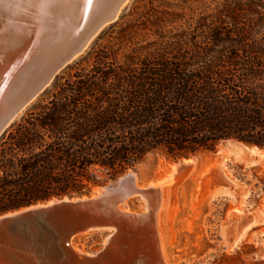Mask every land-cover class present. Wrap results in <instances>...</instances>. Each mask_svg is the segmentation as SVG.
I'll return each mask as SVG.
<instances>
[{"label":"trees","instance_id":"16d2710c","mask_svg":"<svg viewBox=\"0 0 264 264\" xmlns=\"http://www.w3.org/2000/svg\"><path fill=\"white\" fill-rule=\"evenodd\" d=\"M0 136V215L147 156L264 147V0H133Z\"/></svg>","mask_w":264,"mask_h":264},{"label":"water","instance_id":"95a60500","mask_svg":"<svg viewBox=\"0 0 264 264\" xmlns=\"http://www.w3.org/2000/svg\"><path fill=\"white\" fill-rule=\"evenodd\" d=\"M130 1L83 0L77 25L68 33L47 35L45 31L46 35L23 36L20 45L25 47L24 52L18 63L4 73L7 54L0 55V136L107 26L119 20ZM52 4L54 7L43 20L44 29L63 30L60 23L70 26L75 15L70 9L76 1L66 0L64 6L59 0ZM66 7L69 9L64 13ZM57 21L59 25H55ZM221 144L246 146L235 139ZM250 147L264 151L255 144ZM250 155L255 160L264 158L262 153ZM192 158L193 155L183 157L175 174L190 165L184 160ZM130 171L113 180V184L101 187L100 192L52 198L1 214L0 264H167L159 249L156 215L149 217L144 210L137 212L129 207L125 212L119 208H126L129 198L142 200V194L151 191L147 188L150 183L140 186ZM247 227L240 233L245 234ZM94 231H106L98 250L84 251L74 245L76 237Z\"/></svg>","mask_w":264,"mask_h":264},{"label":"rangeland","instance_id":"374dc122","mask_svg":"<svg viewBox=\"0 0 264 264\" xmlns=\"http://www.w3.org/2000/svg\"><path fill=\"white\" fill-rule=\"evenodd\" d=\"M102 32L99 35H118ZM239 145L220 144L215 151L193 155L186 162L190 165L176 174L174 171L172 181L164 185L159 230L169 264H264V158L255 160L248 154L245 149L254 148L250 144ZM181 160L157 152L130 172L140 186H146L167 177ZM116 179L92 187L83 196ZM127 204L137 212L145 206L136 197L129 198ZM236 208L242 212L237 213ZM245 226L241 242L232 247ZM105 232L82 234L74 245L84 251L98 250Z\"/></svg>","mask_w":264,"mask_h":264},{"label":"bare ground","instance_id":"6f19581e","mask_svg":"<svg viewBox=\"0 0 264 264\" xmlns=\"http://www.w3.org/2000/svg\"><path fill=\"white\" fill-rule=\"evenodd\" d=\"M57 0H0V55L7 54L5 56V65L2 68V72L4 73L7 68L14 67L19 60L20 55L24 52V48L22 47L21 41L23 36L25 35H63L64 33L69 32L73 29V26L77 25L79 20V15L82 10L83 0H74L76 1L75 6H73L70 10L75 15L70 19V26L67 24H62L60 21L56 22L55 25H59L63 30H57L56 27H49V30L44 29L45 25L43 20L48 16V13L52 10L53 2ZM63 3V6L66 0H59ZM64 1V2H63ZM62 4L58 5L57 8H60ZM67 6V4H66ZM67 8L64 9V13L67 12ZM51 9V10H50ZM69 9V8H68ZM70 12V13H71ZM68 26V27H67ZM66 27V28H65ZM68 28V29H67ZM46 31V34H45ZM28 45V44H27ZM4 69V70H3ZM232 146H240L239 144H230ZM229 146V145H228ZM245 150H248L250 154L262 153L264 151H260L256 147ZM192 160V159H190ZM189 160V161H190ZM184 160V162H189ZM178 165L175 166L171 173L167 175L165 178H161L156 182H151L147 188L151 189L150 192H146L142 194V200L145 203L144 213L149 217L156 215V221H154L155 227L157 228L158 235V244L161 255L163 256L165 262L169 264L166 259L162 238L159 230V213L162 211L164 207L163 200V187L167 183L171 182L173 179V172L177 169ZM133 174L132 172H130ZM134 175V174H133ZM102 188H97L96 192H100ZM95 192V193H96ZM125 207H119L122 211L129 212V206L127 202H125ZM235 211L237 213H241L242 210L236 208ZM244 237V231L235 238L233 241L232 247L238 246Z\"/></svg>","mask_w":264,"mask_h":264}]
</instances>
